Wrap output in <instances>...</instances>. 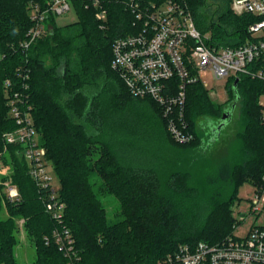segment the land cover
Wrapping results in <instances>:
<instances>
[{
    "label": "trees",
    "instance_id": "1",
    "mask_svg": "<svg viewBox=\"0 0 264 264\" xmlns=\"http://www.w3.org/2000/svg\"><path fill=\"white\" fill-rule=\"evenodd\" d=\"M125 1H106L109 20L103 29L92 7L72 0L78 20L59 26L50 14L46 22L52 28L25 50L20 43L32 25L29 0H0V151L2 134L16 127L3 82L15 78L19 66L29 67V103L60 179L64 222L73 232L79 264H157L180 244L219 241L233 230L231 206L239 184L249 176L263 182L264 106L259 98L264 81L242 75L236 91V77L230 78L226 102L237 92L238 102L244 99L246 105V120L237 133L242 159L225 152L208 165L205 146L211 137L198 132L197 121L201 116L221 121L226 106L214 105L201 83L189 85L186 119L195 139L172 140L159 106L132 95L111 66L114 39L133 31L134 16ZM187 1L197 27L211 30V45L246 42L249 24L260 19L234 13L232 0ZM6 147L4 159L21 199L9 201L0 185V211L3 204L9 210L7 217L0 215V264H20L17 215L25 218L35 239L38 264H67L58 245L46 241L56 223L39 198L21 147ZM107 195L118 203L112 217L102 199Z\"/></svg>",
    "mask_w": 264,
    "mask_h": 264
},
{
    "label": "built area",
    "instance_id": "2",
    "mask_svg": "<svg viewBox=\"0 0 264 264\" xmlns=\"http://www.w3.org/2000/svg\"><path fill=\"white\" fill-rule=\"evenodd\" d=\"M84 1L87 8L94 9L100 27L106 28L109 20L107 0ZM125 5L134 16L133 31L114 39L111 66L132 95L150 98L159 106L173 141L183 144L195 139L186 119L189 85L201 83L208 89L203 79L208 74L216 81L242 75L264 81V0H232L234 13H251L260 18L248 26L251 38L237 46L209 44L211 35L197 27L187 0H126ZM72 7V0H29L32 25L20 43L22 48L27 50L47 33L49 24L46 21L50 14L63 15ZM29 79V67L19 66L15 78L7 77L3 82L8 115L16 127L6 130L2 139L5 145L21 147L39 198L56 223L46 241L58 245L67 264H79L81 256L73 232L64 222L66 201L53 182L54 169L35 126L29 103ZM214 93L209 91L211 96ZM262 96L264 93L259 102L264 106ZM253 187L251 208L258 214L264 209V176L263 182ZM4 189L10 201L21 199L20 190L12 181L6 182ZM246 218L245 213H239L232 232L221 240L199 241L194 246L180 244L176 252L157 264H264V223L254 221L246 235L236 234Z\"/></svg>",
    "mask_w": 264,
    "mask_h": 264
},
{
    "label": "rangeland",
    "instance_id": "3",
    "mask_svg": "<svg viewBox=\"0 0 264 264\" xmlns=\"http://www.w3.org/2000/svg\"><path fill=\"white\" fill-rule=\"evenodd\" d=\"M218 1V0H210ZM56 23L59 26H64L70 23H73L78 20V12L74 7L71 8L69 12L63 15H55L54 16ZM49 29L52 28L51 25L48 27ZM207 33L211 35V30H207ZM113 45V43H112ZM204 81L207 82L208 91H215L214 96H211L210 99L214 105L218 107H226L231 105L230 101L227 103V98L229 97V93L227 90L228 83L230 81V77H225L221 80H214L211 74H208L203 77ZM264 101V96L262 99ZM246 120V105L244 99L242 101L237 102L235 109L233 110L232 116L228 123L219 131L218 125L220 120L213 119L211 116H201L198 118L197 121V129L199 133L209 132V140H207L206 148V157L208 165H211L212 162L219 156H222L225 152H234L232 156H235L236 159H242V139L241 137L237 136L238 130L242 128L244 122ZM43 145V144H42ZM7 146V145H6ZM4 145V149L0 151L2 152V161L3 167L0 171V185L3 186L2 190L5 193L4 184L6 182H11V166L10 164L5 162L4 156L7 155L8 149ZM45 148V147H44ZM46 150V149H45ZM51 166L54 169L52 161L50 160ZM206 167V165H204ZM208 167L204 168L207 169ZM53 182L59 187L60 179L55 170L52 171ZM253 177H246V181H243L239 184L237 188L238 198L232 204L231 210L235 218L238 217L239 213H245L247 215L246 220L238 227L236 234L243 236L246 235L247 228L253 224L254 221L264 223V209L255 214L251 208V194L253 191V186L255 183L252 179ZM204 187V188H203ZM204 189L203 194L208 191V188ZM205 195V194H204ZM7 198V197H5ZM8 199V198H7ZM103 201L107 205V210L109 215L112 217L117 209L118 203L116 202L113 196L107 195L104 196ZM113 199V200H112ZM107 200L110 202L108 203ZM6 201V200H5ZM10 201V200H9ZM203 201H205L203 199ZM3 208L0 211L1 217L5 218L9 215V210L7 209L6 205L3 204ZM16 222L19 226V231L17 233V242L15 244V253L18 258L20 264H38L37 258L38 254L36 251L35 246V239L29 233L28 229L25 226V218L19 215L15 216ZM229 235V234H228Z\"/></svg>",
    "mask_w": 264,
    "mask_h": 264
},
{
    "label": "water",
    "instance_id": "4",
    "mask_svg": "<svg viewBox=\"0 0 264 264\" xmlns=\"http://www.w3.org/2000/svg\"><path fill=\"white\" fill-rule=\"evenodd\" d=\"M238 81H239V77H237L235 79V82H234V89L237 91V87H238ZM239 94L236 92V97L235 99L231 102V105L226 107L223 114H222V117H221V121L218 125V130L220 131L225 125L226 123L229 122L231 116H232V113H233V110L235 109L236 107V104L239 100Z\"/></svg>",
    "mask_w": 264,
    "mask_h": 264
},
{
    "label": "crops",
    "instance_id": "5",
    "mask_svg": "<svg viewBox=\"0 0 264 264\" xmlns=\"http://www.w3.org/2000/svg\"><path fill=\"white\" fill-rule=\"evenodd\" d=\"M228 99V98H227Z\"/></svg>",
    "mask_w": 264,
    "mask_h": 264
}]
</instances>
